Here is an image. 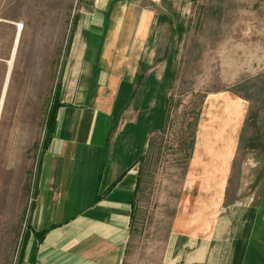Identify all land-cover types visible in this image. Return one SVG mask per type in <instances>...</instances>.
Returning a JSON list of instances; mask_svg holds the SVG:
<instances>
[{
    "label": "crops",
    "instance_id": "1",
    "mask_svg": "<svg viewBox=\"0 0 264 264\" xmlns=\"http://www.w3.org/2000/svg\"><path fill=\"white\" fill-rule=\"evenodd\" d=\"M188 1L81 2L16 264L147 262L130 258L134 201L179 85ZM248 111L226 89L202 98L158 264H264V193L256 206L225 205ZM0 219V264H9Z\"/></svg>",
    "mask_w": 264,
    "mask_h": 264
},
{
    "label": "rangeland",
    "instance_id": "2",
    "mask_svg": "<svg viewBox=\"0 0 264 264\" xmlns=\"http://www.w3.org/2000/svg\"><path fill=\"white\" fill-rule=\"evenodd\" d=\"M81 2L0 0V96L15 25H23L0 111V218L2 241L11 250L9 264H16L27 226L32 183L50 135L58 70ZM186 5L181 10L187 30L179 85L165 128L151 137L141 160L134 201L130 258L145 259V264L166 257L193 128L206 93L226 89L249 103L225 205H233L232 210L256 206L264 193V0H189ZM165 34L169 36V28Z\"/></svg>",
    "mask_w": 264,
    "mask_h": 264
},
{
    "label": "bare ground",
    "instance_id": "3",
    "mask_svg": "<svg viewBox=\"0 0 264 264\" xmlns=\"http://www.w3.org/2000/svg\"><path fill=\"white\" fill-rule=\"evenodd\" d=\"M15 27H16V32H15V36H14L13 43H12L10 57H9L7 63H6L7 64V71H6V74H5L4 85H3L2 92H1L2 96L0 98V111H1V107H2V101H3L4 95H5V91H6V85H7L8 77H9L10 71H11V69L13 67L14 60H15V55H16V52H17L18 43H19V39H20V36H21V31L23 30V25L22 24L18 23V24L15 25Z\"/></svg>",
    "mask_w": 264,
    "mask_h": 264
},
{
    "label": "trees",
    "instance_id": "4",
    "mask_svg": "<svg viewBox=\"0 0 264 264\" xmlns=\"http://www.w3.org/2000/svg\"><path fill=\"white\" fill-rule=\"evenodd\" d=\"M56 107V104L54 105V108L52 110V113H50V118H49V124H50V132H51V124H52V119H53V114H54V109ZM197 118V117H196ZM196 121V120H195ZM49 139V138H48ZM48 142V141H46ZM193 142V141H192ZM192 142H191V146H192Z\"/></svg>",
    "mask_w": 264,
    "mask_h": 264
}]
</instances>
